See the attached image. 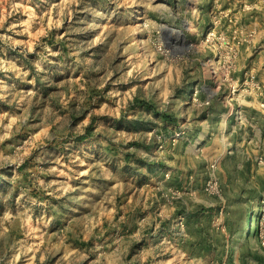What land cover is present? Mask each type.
Here are the masks:
<instances>
[{
  "label": "rangeland",
  "instance_id": "1",
  "mask_svg": "<svg viewBox=\"0 0 264 264\" xmlns=\"http://www.w3.org/2000/svg\"><path fill=\"white\" fill-rule=\"evenodd\" d=\"M262 59L264 0H0V264H264Z\"/></svg>",
  "mask_w": 264,
  "mask_h": 264
},
{
  "label": "crops",
  "instance_id": "2",
  "mask_svg": "<svg viewBox=\"0 0 264 264\" xmlns=\"http://www.w3.org/2000/svg\"><path fill=\"white\" fill-rule=\"evenodd\" d=\"M258 68H259V80L262 82L263 86H264V59H262L259 63H258ZM215 95L216 93L213 92L211 93L209 96H211L210 102H214L215 101ZM225 110H231L234 106H240L241 109H243L244 111V117L246 118V120H248L251 125H253V130L256 133V136L254 137L255 141H256V147L255 149V153L260 152L264 154V110L262 108L259 107L258 105V100L257 98L254 99H247V98H242L241 96H237L235 97L233 100L231 98H229L228 100H225ZM250 107V109H248ZM254 111L255 117H253V120H249V111ZM249 113H246V112ZM248 114V115H247ZM245 126L247 124H244ZM241 127V126H240Z\"/></svg>",
  "mask_w": 264,
  "mask_h": 264
}]
</instances>
